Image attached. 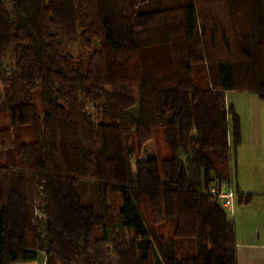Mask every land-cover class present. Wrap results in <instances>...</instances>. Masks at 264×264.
<instances>
[{"label":"trees","instance_id":"1","mask_svg":"<svg viewBox=\"0 0 264 264\" xmlns=\"http://www.w3.org/2000/svg\"><path fill=\"white\" fill-rule=\"evenodd\" d=\"M11 5L0 0V264H238L235 224L208 189L257 196L237 186L226 95L264 100V0H217L206 21L198 0Z\"/></svg>","mask_w":264,"mask_h":264},{"label":"crops","instance_id":"2","mask_svg":"<svg viewBox=\"0 0 264 264\" xmlns=\"http://www.w3.org/2000/svg\"><path fill=\"white\" fill-rule=\"evenodd\" d=\"M228 105L230 104L228 103ZM254 128H258L262 135L264 130L263 122H260L257 127L254 126ZM243 139H245V136L244 138L242 137V140ZM229 141L231 145V126ZM256 142L258 143V141ZM245 144L246 140L245 142L242 141L239 151H235L233 157V160L235 159L234 164L235 166L237 165L238 171L237 186L241 192L255 193L257 196L251 204L241 205L237 210L236 216L232 219L236 228L237 261L238 264H264V175L260 174L259 170L255 168L256 164H258L256 162L259 161V159L255 157L257 149L254 148L251 152L247 153L243 150ZM261 161H264L263 157ZM242 165H244V167H242ZM261 188H263V190ZM259 197L262 198L260 199ZM258 199H260L259 202H257ZM13 264L40 263L32 261L16 262Z\"/></svg>","mask_w":264,"mask_h":264},{"label":"rangeland","instance_id":"3","mask_svg":"<svg viewBox=\"0 0 264 264\" xmlns=\"http://www.w3.org/2000/svg\"><path fill=\"white\" fill-rule=\"evenodd\" d=\"M1 1L6 5V7L9 10H11L12 0H1ZM198 3L200 5V18L203 19L204 21L210 20L214 11L218 10V8L214 9L212 6V4L214 5L217 3V0H213V1L212 0H198ZM220 12L221 11H218V13ZM66 51H68L74 56H78L82 51L85 54H88V52L86 53L79 44H67ZM7 63L12 64V57L8 58ZM2 98H3V90H2V86L0 85V100ZM226 98H227V102L230 105H233L235 107L237 115L240 118L241 138L242 137L244 138L245 136V139H243L242 141L245 142L246 140V144L243 150L249 153L251 152L252 149L254 148L257 149L255 157H257L259 161L256 162L258 164H256L255 168L256 170H259L260 174L264 175V161H261L262 157L264 158V130L261 135V131L258 128L256 129L254 128V126L257 127L260 124V122L261 123L263 122V126H264V100H262L256 94H251L247 92H238V91L228 92V94L226 95ZM138 112H139V109L138 107H136L132 109L130 113L133 114L134 116H138ZM230 126L232 128L231 119H230ZM242 141H241V144L234 150V152L239 151V147L242 145ZM256 141H258V143ZM153 154L154 155L156 154V147L155 145L151 144L147 148H145V157L146 155H153ZM234 162H235V159L233 160V163ZM232 167L234 166L232 165ZM242 167H244V165H242ZM236 170H237V165H236ZM236 170L234 169L233 172L235 171V173H237L238 171L236 172ZM134 171H136L135 168H134ZM256 189H260V188H256ZM261 189L263 190V188ZM259 198L261 199L262 197H259ZM260 199H258L257 202H259ZM240 206L241 205L237 203L236 209H238ZM236 213L234 214V217L236 216ZM39 217L42 218V215H39ZM42 260L44 264H46V258L44 255H43Z\"/></svg>","mask_w":264,"mask_h":264},{"label":"built area","instance_id":"4","mask_svg":"<svg viewBox=\"0 0 264 264\" xmlns=\"http://www.w3.org/2000/svg\"><path fill=\"white\" fill-rule=\"evenodd\" d=\"M208 192L219 203L221 208L228 214L230 218H234V214L238 209V197L234 187H230L226 183L215 182L210 185Z\"/></svg>","mask_w":264,"mask_h":264}]
</instances>
